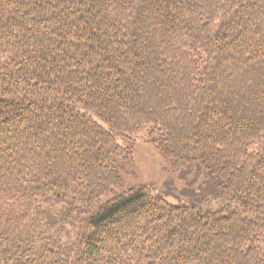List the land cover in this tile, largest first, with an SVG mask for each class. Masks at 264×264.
<instances>
[{
  "label": "trees",
  "instance_id": "obj_1",
  "mask_svg": "<svg viewBox=\"0 0 264 264\" xmlns=\"http://www.w3.org/2000/svg\"><path fill=\"white\" fill-rule=\"evenodd\" d=\"M140 133L219 205L114 193ZM0 264H264V0H0Z\"/></svg>",
  "mask_w": 264,
  "mask_h": 264
},
{
  "label": "rangeland",
  "instance_id": "obj_2",
  "mask_svg": "<svg viewBox=\"0 0 264 264\" xmlns=\"http://www.w3.org/2000/svg\"><path fill=\"white\" fill-rule=\"evenodd\" d=\"M93 118L104 126L96 117ZM142 137L140 133L134 138L131 160L121 171L122 186L114 193L145 186L151 193L160 194L171 203L195 209L219 205L221 190L213 187L200 164L191 167L172 165ZM116 141L122 146L129 144L121 136H116Z\"/></svg>",
  "mask_w": 264,
  "mask_h": 264
}]
</instances>
